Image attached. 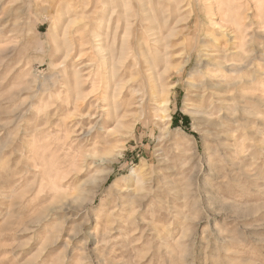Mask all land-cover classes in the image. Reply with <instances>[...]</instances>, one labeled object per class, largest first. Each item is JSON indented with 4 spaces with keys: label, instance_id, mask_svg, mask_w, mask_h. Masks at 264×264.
<instances>
[{
    "label": "rangeland",
    "instance_id": "374dc122",
    "mask_svg": "<svg viewBox=\"0 0 264 264\" xmlns=\"http://www.w3.org/2000/svg\"><path fill=\"white\" fill-rule=\"evenodd\" d=\"M0 264H264V0H0Z\"/></svg>",
    "mask_w": 264,
    "mask_h": 264
},
{
    "label": "bare ground",
    "instance_id": "6f19581e",
    "mask_svg": "<svg viewBox=\"0 0 264 264\" xmlns=\"http://www.w3.org/2000/svg\"><path fill=\"white\" fill-rule=\"evenodd\" d=\"M216 3V2H215ZM217 4V3H216ZM220 4V3H219ZM219 7V6H218ZM220 11V10H219ZM223 12V11H222ZM221 12V13H222ZM220 13V14H221ZM219 14V15H220ZM233 15V14H232ZM223 16V15H222ZM221 16V17H222ZM235 16V15H234ZM221 19V18H220ZM236 21V20H235ZM218 23H222L219 22ZM220 25V24H218ZM231 24H225L223 22V24H221L220 26L222 27V31H224L223 29H230V31L233 33V39H237V31H238V28H236V25L235 27L232 26L230 28ZM233 25V24H232ZM220 28V27H219ZM220 31V30H219ZM216 34H218V36H214L213 40H212V46H211V49L205 51L203 53V57H202V61H203V68L205 69L206 72H209V71H219L220 68L222 67V63L220 61L221 58H224L225 55H224V52L226 51L228 44L226 43V39L223 38V34L221 35L220 32H216ZM220 36V37H219ZM222 36V37H221ZM232 37V36H231ZM232 41V40H231ZM233 45V43H232ZM237 46V45H236ZM236 51V50H235ZM234 52V51H233ZM235 53V52H234ZM224 63V62H223ZM224 65V64H223ZM216 75V74H215ZM205 81V80H204ZM215 79L212 78V77H209L207 78V81L204 82V88L205 89H213L214 88V82ZM216 84V83H215ZM108 123V122H107Z\"/></svg>",
    "mask_w": 264,
    "mask_h": 264
},
{
    "label": "trees",
    "instance_id": "16d2710c",
    "mask_svg": "<svg viewBox=\"0 0 264 264\" xmlns=\"http://www.w3.org/2000/svg\"><path fill=\"white\" fill-rule=\"evenodd\" d=\"M185 119H187V118H185Z\"/></svg>",
    "mask_w": 264,
    "mask_h": 264
}]
</instances>
